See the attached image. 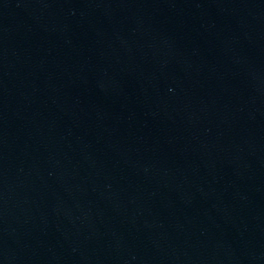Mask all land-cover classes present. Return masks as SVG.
<instances>
[{"label":"water","instance_id":"water-1","mask_svg":"<svg viewBox=\"0 0 264 264\" xmlns=\"http://www.w3.org/2000/svg\"><path fill=\"white\" fill-rule=\"evenodd\" d=\"M0 264H264V0H0Z\"/></svg>","mask_w":264,"mask_h":264}]
</instances>
